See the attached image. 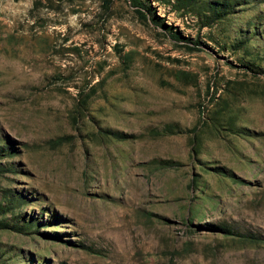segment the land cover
<instances>
[{"label":"rangeland","instance_id":"rangeland-1","mask_svg":"<svg viewBox=\"0 0 264 264\" xmlns=\"http://www.w3.org/2000/svg\"><path fill=\"white\" fill-rule=\"evenodd\" d=\"M149 2L0 0V264H264V0Z\"/></svg>","mask_w":264,"mask_h":264},{"label":"trees","instance_id":"trees-1","mask_svg":"<svg viewBox=\"0 0 264 264\" xmlns=\"http://www.w3.org/2000/svg\"><path fill=\"white\" fill-rule=\"evenodd\" d=\"M166 5H169L173 11H176L181 14L182 17H186L189 13L196 15L201 23L202 27L212 26L217 22H220L230 15L234 14L238 7L243 5L246 0H164ZM130 4L135 8V11L139 16L144 20H151L156 25H159L165 29V31H171L164 22L156 16L155 10L152 6V3L149 0H130ZM175 38L179 37V33L171 34ZM256 32H252L251 35H244L237 43L235 47L245 48L254 38ZM230 125L233 127L232 119H230ZM151 133L155 136H163L175 133H184V130L181 128H175L174 124H167L162 130L153 129ZM121 134L119 133V137ZM197 140L193 138V143H196ZM0 149V157L4 155ZM165 164L169 162L163 161ZM1 166V165H0ZM1 171V170H0ZM31 225V224H29ZM8 224L0 222V228H7ZM220 231L224 234H230V229L227 227H221Z\"/></svg>","mask_w":264,"mask_h":264}]
</instances>
